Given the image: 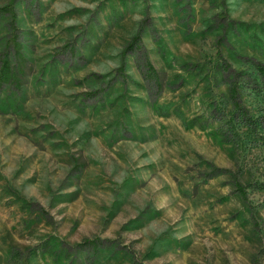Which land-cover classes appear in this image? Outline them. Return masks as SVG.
<instances>
[{"label":"rangeland","instance_id":"374dc122","mask_svg":"<svg viewBox=\"0 0 264 264\" xmlns=\"http://www.w3.org/2000/svg\"><path fill=\"white\" fill-rule=\"evenodd\" d=\"M13 8L0 264H264V0Z\"/></svg>","mask_w":264,"mask_h":264},{"label":"trees","instance_id":"16d2710c","mask_svg":"<svg viewBox=\"0 0 264 264\" xmlns=\"http://www.w3.org/2000/svg\"><path fill=\"white\" fill-rule=\"evenodd\" d=\"M13 3H14V0H10V3L7 4L6 6L4 7H1L0 9V12L1 13H4V14H7L11 17V19H15V12H14V8H13ZM9 42L11 43L12 46L15 47L16 45V42H15V37H12ZM18 52V55L15 59V64H11V62L6 58V56L3 57V59L0 61V86L2 84H9L12 80H13V74H14V71L18 68V67H21L22 66V58L21 56H19V51H16ZM147 72L146 74L150 77V78H154V81H158V76L155 72V70L149 65L147 64ZM157 78V79H155ZM235 187H236V190L238 192H241V193H244L242 187L238 184V183H235ZM88 245H91L92 247H95V243L94 241H90V240H87L85 241Z\"/></svg>","mask_w":264,"mask_h":264}]
</instances>
